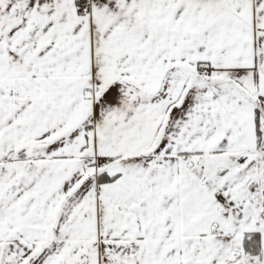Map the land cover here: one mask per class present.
Segmentation results:
<instances>
[{"label":"snow or ice","instance_id":"1","mask_svg":"<svg viewBox=\"0 0 264 264\" xmlns=\"http://www.w3.org/2000/svg\"><path fill=\"white\" fill-rule=\"evenodd\" d=\"M0 264H264V0H0Z\"/></svg>","mask_w":264,"mask_h":264}]
</instances>
